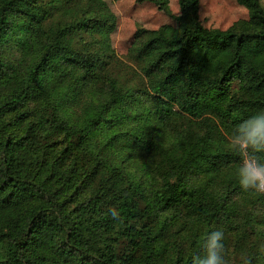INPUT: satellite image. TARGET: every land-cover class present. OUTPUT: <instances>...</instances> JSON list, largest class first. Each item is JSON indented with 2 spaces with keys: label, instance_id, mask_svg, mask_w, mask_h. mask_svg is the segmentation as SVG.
<instances>
[{
  "label": "trees",
  "instance_id": "16d2710c",
  "mask_svg": "<svg viewBox=\"0 0 264 264\" xmlns=\"http://www.w3.org/2000/svg\"><path fill=\"white\" fill-rule=\"evenodd\" d=\"M236 1L249 19L221 30L178 0L131 69L104 0H0V264H191L210 231L243 239L238 200L264 194L228 137L264 111V6Z\"/></svg>",
  "mask_w": 264,
  "mask_h": 264
},
{
  "label": "rangeland",
  "instance_id": "374dc122",
  "mask_svg": "<svg viewBox=\"0 0 264 264\" xmlns=\"http://www.w3.org/2000/svg\"><path fill=\"white\" fill-rule=\"evenodd\" d=\"M116 18L115 30L111 34V46L120 62L131 69L136 68L131 55L138 29L157 30L163 26L177 27L174 17L180 15L178 0H168L170 15L160 10L154 2L139 3L137 0H104ZM264 6V0H262ZM200 18L202 24L210 29L226 30L238 21L248 20V11L236 0H201ZM241 218L240 229L244 232L243 239H238L236 231L225 233V246L229 244L227 257L229 264H252L264 254V205L249 198L238 200ZM246 217V218H245ZM248 222V223H247ZM220 230V229H219ZM191 232L185 226L184 234ZM180 243H182L180 241ZM256 245V246H255Z\"/></svg>",
  "mask_w": 264,
  "mask_h": 264
},
{
  "label": "clouds",
  "instance_id": "9594fccd",
  "mask_svg": "<svg viewBox=\"0 0 264 264\" xmlns=\"http://www.w3.org/2000/svg\"><path fill=\"white\" fill-rule=\"evenodd\" d=\"M228 144L240 157L237 176L241 187L264 194V111L243 120L229 134ZM223 230L208 232L201 251L191 256V264H229Z\"/></svg>",
  "mask_w": 264,
  "mask_h": 264
}]
</instances>
